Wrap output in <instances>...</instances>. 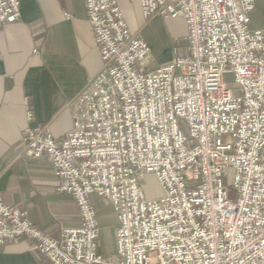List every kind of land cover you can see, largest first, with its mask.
<instances>
[{
	"label": "built area",
	"instance_id": "2783aa9c",
	"mask_svg": "<svg viewBox=\"0 0 264 264\" xmlns=\"http://www.w3.org/2000/svg\"><path fill=\"white\" fill-rule=\"evenodd\" d=\"M83 1L101 70L76 95L63 138L33 127L21 139L26 159L50 161L80 226L50 238L0 193V246L29 238L49 264H264V28L249 29L255 0H138L144 21L185 23L184 52L152 69L117 0ZM19 5L0 0V36ZM230 170L231 187L222 182ZM147 176L161 197L146 198ZM94 195L118 220L111 258L97 253Z\"/></svg>",
	"mask_w": 264,
	"mask_h": 264
},
{
	"label": "crops",
	"instance_id": "0c3cea01",
	"mask_svg": "<svg viewBox=\"0 0 264 264\" xmlns=\"http://www.w3.org/2000/svg\"><path fill=\"white\" fill-rule=\"evenodd\" d=\"M117 3L129 30L139 31L149 46L154 65L169 63L173 53L159 52L158 36L164 31L172 34L171 25L181 24L182 34L177 36L185 38L183 20L156 16L145 22L138 0ZM19 4L20 17L5 22L0 36V193L5 205L26 211L36 228L57 238L62 228L80 226L77 206L57 190L58 175L45 156L35 160L23 156L21 139L25 129L33 127H47L54 138H63L71 130V105L101 70L102 60L83 0H19ZM254 5L249 29H262L264 0H255ZM162 25L166 27H158ZM90 201L100 231L97 253L112 257L117 217L102 198L94 195ZM32 244L23 237L1 245L0 264H49L41 252L31 250Z\"/></svg>",
	"mask_w": 264,
	"mask_h": 264
},
{
	"label": "rangeland",
	"instance_id": "374dc122",
	"mask_svg": "<svg viewBox=\"0 0 264 264\" xmlns=\"http://www.w3.org/2000/svg\"><path fill=\"white\" fill-rule=\"evenodd\" d=\"M250 16H251V19H254L253 15H250ZM164 26L166 27V25H162V26H158V27L164 28ZM150 27H155V26H147V29ZM171 28H173L172 34H170V33L165 34V31L162 33V36L159 34V36H158L159 46L158 47H159V52L162 53V55H163V53H164V55H166L169 52L168 54L173 53V58H174L176 55L182 54L184 52V50L186 49V42L184 40L185 38L182 39L179 36H177V35L182 34L181 24L171 25ZM185 30H186V28H185ZM133 32H136L139 35V31H133ZM172 50H173V52H172ZM150 53H151V51H150ZM150 60L151 61L149 62L148 68H151V69L155 68L157 65H154V63H153L152 53H151V59ZM155 64H156V62H155ZM225 80L227 83L226 84L227 87H229V88L235 87V84L232 81H230L228 75L225 76ZM231 180H232V171L230 170L228 175L226 176V178H223L222 182L225 185L231 187V184H232ZM141 185H142V189H143V192H144L146 198L153 199V198H159L162 196L161 187H160V185L157 184V181L155 180L154 177H152V176L145 177V179H143L141 181ZM107 258H111V257H107Z\"/></svg>",
	"mask_w": 264,
	"mask_h": 264
}]
</instances>
